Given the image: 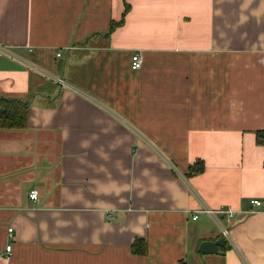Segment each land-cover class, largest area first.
<instances>
[{"label":"crops","instance_id":"obj_1","mask_svg":"<svg viewBox=\"0 0 264 264\" xmlns=\"http://www.w3.org/2000/svg\"><path fill=\"white\" fill-rule=\"evenodd\" d=\"M2 98L0 264H264V0H0Z\"/></svg>","mask_w":264,"mask_h":264},{"label":"trees","instance_id":"obj_2","mask_svg":"<svg viewBox=\"0 0 264 264\" xmlns=\"http://www.w3.org/2000/svg\"><path fill=\"white\" fill-rule=\"evenodd\" d=\"M128 10L129 8L127 7L125 15L128 12ZM122 24L123 21L115 25L121 26ZM115 25L114 23L111 25L112 30L116 28ZM28 108L29 105L21 102L20 100L4 99V98L0 99V129H6V130L26 129L28 125ZM191 171L192 173L202 172L203 166H196ZM140 253L143 254L144 251Z\"/></svg>","mask_w":264,"mask_h":264},{"label":"built area","instance_id":"obj_3","mask_svg":"<svg viewBox=\"0 0 264 264\" xmlns=\"http://www.w3.org/2000/svg\"><path fill=\"white\" fill-rule=\"evenodd\" d=\"M58 56H61L60 54H58ZM143 64H144V60H143V57L141 54H135L133 55L132 57V64H131V68L135 71H138V70H141L142 67H143ZM58 83L60 85H63L64 84V81L63 80H58ZM29 198L31 201L33 202H37L38 201V198H39V194H38V191L37 190H32L29 194ZM252 206L253 207H256V208H259L262 206V202L260 200H254L251 202ZM204 212L206 213H209L211 214L212 216H214L215 214L206 209L204 210ZM221 214H224L225 216H227L228 218H232L234 217L235 215V211L232 210V209H227V210H223L220 212ZM9 234L11 235L13 233V229L10 228L9 230ZM222 236L227 239V240H231V234H230V231L224 227H222ZM12 251V245H8L6 247V252L7 253H10Z\"/></svg>","mask_w":264,"mask_h":264},{"label":"water","instance_id":"obj_4","mask_svg":"<svg viewBox=\"0 0 264 264\" xmlns=\"http://www.w3.org/2000/svg\"><path fill=\"white\" fill-rule=\"evenodd\" d=\"M226 245V239L221 238L217 241H204L200 244L199 253L202 255H218L220 254L218 248H224Z\"/></svg>","mask_w":264,"mask_h":264}]
</instances>
